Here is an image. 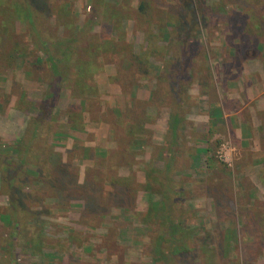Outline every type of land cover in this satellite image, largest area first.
<instances>
[{
	"label": "rangeland",
	"instance_id": "rangeland-1",
	"mask_svg": "<svg viewBox=\"0 0 264 264\" xmlns=\"http://www.w3.org/2000/svg\"><path fill=\"white\" fill-rule=\"evenodd\" d=\"M15 1L0 0V118L20 111L27 128L40 117L45 126L15 177L25 209L14 236L12 210L0 207V264H156L162 241L168 264H264V137L251 155L231 135L219 138L198 179L180 172L177 196L155 194L147 180L144 204L146 193L179 201L149 209L122 193L137 185L120 186L111 156L115 139L140 138L175 105L180 91L171 86L182 68L190 83L244 76L247 64L263 74L264 0H36L46 34L68 48L58 49L59 81L46 109L52 71L14 18ZM2 137L0 167L13 170L22 138ZM198 189L201 208L185 209Z\"/></svg>",
	"mask_w": 264,
	"mask_h": 264
},
{
	"label": "crops",
	"instance_id": "crops-1",
	"mask_svg": "<svg viewBox=\"0 0 264 264\" xmlns=\"http://www.w3.org/2000/svg\"><path fill=\"white\" fill-rule=\"evenodd\" d=\"M248 62L262 63L254 59L248 60ZM181 63H183V65L181 64L183 67L188 66L186 60ZM228 63H233V61ZM245 66L246 68L242 70L243 73H246L244 76L200 75L202 80L192 83L182 78L183 72H185V68H182L180 76L179 74L173 76L179 79L176 82L177 85L171 86V82L167 85L168 90H171L169 87L171 86L181 94H178L175 105L171 104L170 107L162 109L161 120L157 123L156 128L151 129L147 123L145 124L146 130L140 132V138L135 134H130V139L120 141L115 139L116 147L114 146L111 156H114L117 173L113 176L114 179L120 180L121 185H118L123 186L122 184H124L125 188L127 185L128 187L137 185L136 189L131 188L134 192H130L129 189H124L122 192L127 195L135 194V208L149 209L151 201L161 203L163 200L165 204L174 202L179 205V201L176 199L175 201L164 197L163 199H150L147 196L148 193H146V204H144V198L141 197L144 192L142 193L139 189L144 184H151L147 180H154L155 182L150 187L155 189V194L177 196L184 192L183 185L186 177L183 178L180 172L189 174L194 172L193 179H198L201 174L200 165L203 163L204 157L210 155L214 150L219 138L229 134L242 153L244 149L248 151L249 155L253 154V149L259 152L260 141L264 137V98L262 97L264 94V69L261 75L259 74L260 70L248 68L255 64ZM259 66L257 64V67ZM177 71L179 72L180 69ZM228 71L231 72V70ZM228 71L224 73H228ZM217 72L221 73V70ZM211 73L213 72L211 71ZM254 78L257 79V82L253 81ZM234 84H238V87L236 88ZM237 91L242 92L243 96L236 94ZM9 113L4 117L7 122L2 120L3 117L0 118V128L6 130V135L0 132L5 137H0L11 142L22 138L27 127L25 126L24 113L20 111ZM71 147L72 144L67 142L66 148L70 149ZM92 147L96 148V146ZM256 154L254 153V155ZM2 175L0 167V188L5 187L9 196L10 186L3 182ZM158 188H162L163 191L159 193ZM201 192L202 190L198 189L192 198L184 200L182 203L184 208L186 209L187 206L192 209L201 208L203 203ZM8 196L0 194V207L3 210L10 208L11 211L13 209L11 197ZM120 200H122H118L120 203L125 202L124 198H120ZM22 201L21 199L23 209H25ZM121 204L123 205V203ZM13 223L15 227V222ZM21 225L20 222L16 226L18 230Z\"/></svg>",
	"mask_w": 264,
	"mask_h": 264
},
{
	"label": "trees",
	"instance_id": "trees-1",
	"mask_svg": "<svg viewBox=\"0 0 264 264\" xmlns=\"http://www.w3.org/2000/svg\"><path fill=\"white\" fill-rule=\"evenodd\" d=\"M19 1V2H18ZM15 1V10L14 18L16 20H20L21 22H24L26 25V29L28 31V35L30 36L31 40L41 49L46 55V61L52 71L51 73V83H50V89L48 91V100L46 104L44 105V108H49V105L51 106V102L55 96V89L59 81V75H60V63L61 58L58 53V49H61L63 53H66L68 48H63L62 44L64 42H59L58 40L52 39L50 36L46 34V28L42 25V23L39 21V15H40V8L36 2V0H18ZM38 1V0H37ZM195 12V11H194ZM196 15V14H195ZM194 22L197 23V17L195 16ZM84 33H81L80 35H83ZM79 35V36H80ZM79 39L76 37L73 42H77ZM67 46V45H66ZM45 126L44 118H36L32 121L31 125L26 129L25 135L22 137L21 140L17 143V149L16 153H20V157L17 162V167L13 170L10 167H7L6 169H1L3 175L2 180L5 183H8L10 186L9 194L11 196V206L12 211L11 214L13 215L15 219V225L18 226L20 224V218L18 208H22L21 203V194L22 192L19 190L18 186H15L16 183L15 180L17 178L16 174L21 169L23 164L26 162V156L28 155V152L31 151V146H33L36 143L37 138L40 136L43 128ZM47 160V159H46ZM48 161V160H47ZM13 228V236L15 232L18 231V227ZM12 243V242H11ZM13 244V243H12ZM10 244V246H12ZM160 251H157V256L155 257L156 264H168V259L166 258V254L163 252V249H165L164 241L160 242Z\"/></svg>",
	"mask_w": 264,
	"mask_h": 264
}]
</instances>
